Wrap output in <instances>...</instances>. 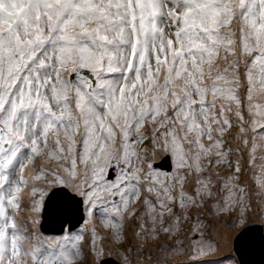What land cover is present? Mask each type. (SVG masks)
<instances>
[{"label":"snow or ice","instance_id":"6c2138e0","mask_svg":"<svg viewBox=\"0 0 264 264\" xmlns=\"http://www.w3.org/2000/svg\"><path fill=\"white\" fill-rule=\"evenodd\" d=\"M0 264H264V0H0Z\"/></svg>","mask_w":264,"mask_h":264},{"label":"water","instance_id":"95a60500","mask_svg":"<svg viewBox=\"0 0 264 264\" xmlns=\"http://www.w3.org/2000/svg\"><path fill=\"white\" fill-rule=\"evenodd\" d=\"M257 259H258V257H257Z\"/></svg>","mask_w":264,"mask_h":264}]
</instances>
